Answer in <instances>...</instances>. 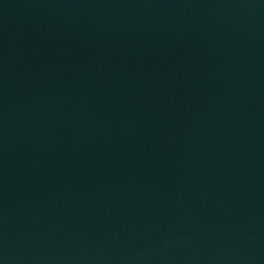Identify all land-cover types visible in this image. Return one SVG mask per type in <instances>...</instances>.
<instances>
[{"label": "water", "instance_id": "95a60500", "mask_svg": "<svg viewBox=\"0 0 264 264\" xmlns=\"http://www.w3.org/2000/svg\"><path fill=\"white\" fill-rule=\"evenodd\" d=\"M0 264H264V0H0Z\"/></svg>", "mask_w": 264, "mask_h": 264}]
</instances>
